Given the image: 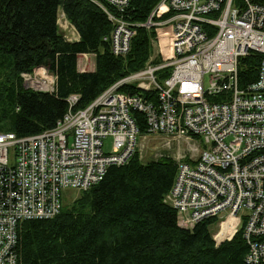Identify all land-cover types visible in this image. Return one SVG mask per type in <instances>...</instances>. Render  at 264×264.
Instances as JSON below:
<instances>
[{"label": "built area", "instance_id": "obj_1", "mask_svg": "<svg viewBox=\"0 0 264 264\" xmlns=\"http://www.w3.org/2000/svg\"><path fill=\"white\" fill-rule=\"evenodd\" d=\"M104 1L119 13L129 2ZM107 16L113 28L103 40L122 57L134 32ZM142 26L154 30L158 64L117 82L84 110L72 112L78 97L69 96V111L50 130L0 133V264H18L20 222L54 218L64 191H86L109 166L127 162L139 136L132 112L144 116L141 136L177 146L164 203L175 210L178 227L216 219L215 246L241 230L245 262L264 264V58L254 82L240 86L238 77L241 58L264 55V0H161ZM165 68L170 75L159 83L155 74ZM21 77L25 89L53 92V75L48 88L29 73ZM125 84L145 96L119 92ZM224 225L228 234L218 239Z\"/></svg>", "mask_w": 264, "mask_h": 264}, {"label": "trees", "instance_id": "obj_2", "mask_svg": "<svg viewBox=\"0 0 264 264\" xmlns=\"http://www.w3.org/2000/svg\"><path fill=\"white\" fill-rule=\"evenodd\" d=\"M161 0H129L121 12L104 0H0V133L17 137L55 127L69 111L87 108L117 82L158 64L151 41L154 30L142 25ZM59 11L78 34L64 38ZM107 13L121 18L134 32L122 57L110 51L113 26ZM94 55L93 71L78 69L80 56ZM264 55L239 60L240 86L256 80ZM44 68L55 77L52 93L25 89L21 75ZM170 69L158 70L162 83ZM141 94L136 84L118 88ZM139 135L147 133L144 116L132 112ZM176 161L161 155L143 161L135 150L122 166L111 165L103 179L80 192L57 216L17 225L18 264H247L242 231L215 246L207 219L191 230L178 227L176 212L166 203L176 176Z\"/></svg>", "mask_w": 264, "mask_h": 264}, {"label": "rangeland", "instance_id": "obj_3", "mask_svg": "<svg viewBox=\"0 0 264 264\" xmlns=\"http://www.w3.org/2000/svg\"><path fill=\"white\" fill-rule=\"evenodd\" d=\"M58 25L59 28L61 30V33L63 34L64 38L68 41H73L72 38L77 36V33L75 31L74 28H72L71 25L68 24V22L65 20V18H63L62 16V12L59 11V15H58ZM67 26V30L65 31L64 26ZM153 49V55L155 58H159L158 56V52H157V48H152ZM78 63L80 66V68L89 71V69L91 70L94 69L95 67V57L94 55H86V56H80L78 59ZM43 68H37L34 69L30 75H32V77H35L37 80H39V82L41 83L42 87L45 88V86H50L49 83V79L52 77L51 73L47 72L46 70H44ZM45 72V74H43ZM45 75V76H44ZM22 79V77H21ZM23 83V82H22ZM48 88V87H46ZM44 90V89H43ZM165 139L164 138H159V137H150V136H141L139 135L136 139V150L138 151V155L140 157L141 160L143 161H149L154 159V157H159L161 155H168L172 158L175 157L176 155V151H177V146L176 144L172 143L170 149H167L166 147H164V143H165ZM184 144L181 146V151L185 150V147H183ZM111 150V141L110 139H106L104 141V152L108 153ZM80 195V192H76L73 190H66L62 193V202L63 205H69L71 204L78 196ZM216 224L213 225L211 227V234L214 233L216 231Z\"/></svg>", "mask_w": 264, "mask_h": 264}, {"label": "bare ground", "instance_id": "obj_4", "mask_svg": "<svg viewBox=\"0 0 264 264\" xmlns=\"http://www.w3.org/2000/svg\"><path fill=\"white\" fill-rule=\"evenodd\" d=\"M73 39V38H72ZM76 40V39H75ZM47 87V86H46ZM227 225H224L222 228V231L218 234V239H221L224 237V235L227 233L228 234V230H227ZM230 234V233H229Z\"/></svg>", "mask_w": 264, "mask_h": 264}, {"label": "crops", "instance_id": "obj_5", "mask_svg": "<svg viewBox=\"0 0 264 264\" xmlns=\"http://www.w3.org/2000/svg\"><path fill=\"white\" fill-rule=\"evenodd\" d=\"M78 34H77V36L76 37H73V41H77L78 40ZM76 39V40H75ZM77 66H78V69H79V71H81V72H83L84 71V69H82V68H80V66H82V63H81V65H79V63L77 64ZM94 69H92L91 68V70L89 69V71H93Z\"/></svg>", "mask_w": 264, "mask_h": 264}]
</instances>
